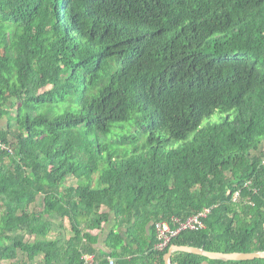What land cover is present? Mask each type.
Returning <instances> with one entry per match:
<instances>
[{
    "label": "trees",
    "instance_id": "1",
    "mask_svg": "<svg viewBox=\"0 0 264 264\" xmlns=\"http://www.w3.org/2000/svg\"><path fill=\"white\" fill-rule=\"evenodd\" d=\"M205 210L157 250L158 224ZM173 245L264 252V0H0V262Z\"/></svg>",
    "mask_w": 264,
    "mask_h": 264
},
{
    "label": "built area",
    "instance_id": "2",
    "mask_svg": "<svg viewBox=\"0 0 264 264\" xmlns=\"http://www.w3.org/2000/svg\"><path fill=\"white\" fill-rule=\"evenodd\" d=\"M238 196V194H237ZM209 210H205L200 215H195L185 222H181L178 219H174L172 223H160L158 224V233L160 243L157 246L158 251H165L172 240L178 237L183 231L186 230H199L205 228L203 219L207 217ZM110 264H116L114 260L109 259ZM85 264H97L95 256L86 255L84 256Z\"/></svg>",
    "mask_w": 264,
    "mask_h": 264
},
{
    "label": "water",
    "instance_id": "3",
    "mask_svg": "<svg viewBox=\"0 0 264 264\" xmlns=\"http://www.w3.org/2000/svg\"><path fill=\"white\" fill-rule=\"evenodd\" d=\"M175 252H185L194 255H200L211 260H222V261H253L258 259H264L263 253H232V254H223L208 252L203 249L193 248V247H181L173 245L169 249V253L165 256L166 264H171L172 255Z\"/></svg>",
    "mask_w": 264,
    "mask_h": 264
},
{
    "label": "crops",
    "instance_id": "4",
    "mask_svg": "<svg viewBox=\"0 0 264 264\" xmlns=\"http://www.w3.org/2000/svg\"><path fill=\"white\" fill-rule=\"evenodd\" d=\"M110 225L113 226V223L111 222ZM110 228H111L110 226H105L106 230L104 232H102L101 230H96V231L93 232L94 235L100 236L102 238L100 243L97 246L98 249H100V250H102V251H104L106 253H108L110 251H109V249H107L104 241L106 240V237L109 234ZM53 235H57V233H53Z\"/></svg>",
    "mask_w": 264,
    "mask_h": 264
},
{
    "label": "rangeland",
    "instance_id": "5",
    "mask_svg": "<svg viewBox=\"0 0 264 264\" xmlns=\"http://www.w3.org/2000/svg\"><path fill=\"white\" fill-rule=\"evenodd\" d=\"M207 123V121L203 124V127H204V125ZM6 125H7V120L6 119H4V120H2L1 121V126L2 127H6ZM183 144V142H178V141H173L172 143H170L169 145H168V147H166V149H170V148H178V147H180L181 145ZM112 150H114V149H112ZM41 204H42V197H40V199H39V202H38V205H39V207L37 206V208H36V210L37 211H40L41 210ZM53 237H54V235H53ZM0 264H10L9 262H0Z\"/></svg>",
    "mask_w": 264,
    "mask_h": 264
}]
</instances>
